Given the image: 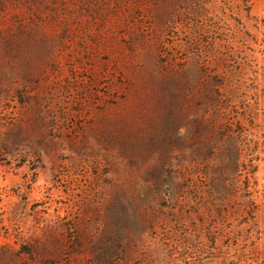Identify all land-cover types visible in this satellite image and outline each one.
<instances>
[{
	"label": "rangeland",
	"instance_id": "obj_1",
	"mask_svg": "<svg viewBox=\"0 0 264 264\" xmlns=\"http://www.w3.org/2000/svg\"><path fill=\"white\" fill-rule=\"evenodd\" d=\"M0 264H264V0H0Z\"/></svg>",
	"mask_w": 264,
	"mask_h": 264
}]
</instances>
